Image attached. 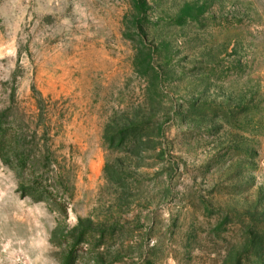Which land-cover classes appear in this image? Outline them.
I'll return each instance as SVG.
<instances>
[{
	"label": "rangeland",
	"instance_id": "rangeland-1",
	"mask_svg": "<svg viewBox=\"0 0 264 264\" xmlns=\"http://www.w3.org/2000/svg\"><path fill=\"white\" fill-rule=\"evenodd\" d=\"M0 264H264V0H0Z\"/></svg>",
	"mask_w": 264,
	"mask_h": 264
}]
</instances>
